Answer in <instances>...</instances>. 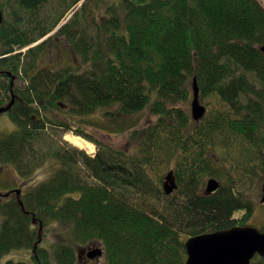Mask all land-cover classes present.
<instances>
[{"label":"trees","instance_id":"16d2710c","mask_svg":"<svg viewBox=\"0 0 264 264\" xmlns=\"http://www.w3.org/2000/svg\"><path fill=\"white\" fill-rule=\"evenodd\" d=\"M49 1L0 0L9 11L0 27V107L15 96L7 114L16 125L12 132L0 130V165L14 166L28 180L45 158L59 164L37 186L17 189L24 208L17 195L3 200L0 264H31L9 257L30 250L35 264H77L75 246L97 243L107 264H186L191 237L248 225L253 206L241 190L245 175L240 181L227 175L207 195L204 179L223 176L205 153L209 145L218 147L222 135L264 157L260 2L85 0L57 33L80 65L53 70L38 66L45 43L21 50L47 36L82 0H72L55 20L40 16ZM195 79L201 99L217 97L228 111L191 133L192 118L181 105L192 99ZM16 80L22 84L15 88ZM146 110L158 120L140 131L132 117ZM49 111L79 119L102 112L114 126L106 122L101 128L125 127L131 149H115L78 128L76 135L96 145L95 155L64 146L40 154L36 145L47 124L72 131L42 115ZM161 153L177 161L169 172L179 189L176 197L151 176ZM261 169L264 175V161ZM38 224L60 227L61 240L38 247ZM251 264H264V258L256 256Z\"/></svg>","mask_w":264,"mask_h":264},{"label":"rangeland","instance_id":"374dc122","mask_svg":"<svg viewBox=\"0 0 264 264\" xmlns=\"http://www.w3.org/2000/svg\"><path fill=\"white\" fill-rule=\"evenodd\" d=\"M72 0H50L46 5H44L40 11V16L42 18L51 16L53 20L56 19L58 12L65 10L67 5L70 4ZM85 0H82L76 6H73L71 9L67 10L66 17L58 24L47 36L42 38L41 40L31 44L29 47L22 49L21 51L25 53L28 49L39 46L43 43L46 45L43 48V54L40 55V59L38 62L39 68H49L53 70H58L61 68H65L66 66H78L79 58L73 52L70 45L67 43L65 37L58 36V32L60 30L61 24L69 22L72 19L74 13L78 12L81 8L82 4ZM260 4L264 8V0H258ZM8 10V9H7ZM5 10L4 12L9 13V11ZM102 12H99V16H101ZM89 21H92V16H88ZM98 20L100 18L98 17ZM88 68L87 65L82 66V70ZM22 84V81L16 80L14 82L13 87H18ZM191 99L189 102L182 104L183 107L191 117ZM200 102L207 107V113L205 117L199 122L194 121L190 124L189 131L191 133L196 130L201 131V127L204 128L207 121L215 118L217 113H221L224 111L226 113L228 111V107L224 105L217 97H208L206 99H201ZM44 117L49 118L53 122L57 123H67L72 127V131L64 132V127H57V129L52 128V125L47 124L46 132L44 134V140H41L39 144L36 145L37 152L40 154L47 153L49 149L66 147L68 149H73L74 146L67 139V135H76V131L78 128H81L85 133L90 135L91 137L107 143L111 145L115 149H131L130 144V132L124 127L123 131H119L118 129L113 128L105 130V128H101L100 123L104 124L108 122L112 126H114L113 121H108L104 118L102 112H98L96 114L90 115L83 119H79L77 117L67 116L66 114L59 113L56 111H49L47 115L42 114ZM192 118V117H191ZM140 119V120H139ZM158 120V117L152 115L149 110H146L143 114L132 117V122L138 123V129L143 131L145 128H149L153 126ZM195 129H192V127ZM16 129V125L10 119L7 113L0 114V130L4 132H12ZM166 136L165 132L161 133L160 141L163 142V137ZM82 137V136H80ZM85 139V138H84ZM218 147L212 148L207 146L205 157L209 159V162L212 166L218 170V173L222 175V178H214L219 181L220 185L223 184L225 179H227V175L231 176L234 180L240 181L242 179L241 173L245 175V186L244 189H241L243 192L245 191L246 199L253 206V214L248 222V224L255 226L257 228H264V205L262 204V186L264 182V175H262V165L264 161V157L261 158V155L257 154L256 150L253 148H246L244 143H242L237 138H230L226 140L222 135L218 136L216 139ZM194 144V143H192ZM95 151L97 153V147L94 144ZM232 151L231 153L228 152ZM80 149V148H79ZM162 149L164 146L162 144ZM86 151L87 153H91L86 149H81ZM178 150V149H177ZM181 149L179 151H173L172 153L180 154ZM228 152V154H226ZM162 154V153H161ZM177 161L174 157H168L167 155L162 154L159 160L155 162L154 168L150 170L151 176L153 179L159 180L160 187L162 191H164V181L167 180V175L170 171H173L176 168ZM58 163L55 160H51V157L45 158L44 162L41 166L36 170L33 177L30 179H22L18 173V170L12 165H0V191L3 194L10 193L13 194L11 198H16V190L23 189L26 191L28 187H35L41 182L45 181L50 175L54 172V166L57 168ZM212 179V177L207 176L204 179L206 190L208 181ZM93 182V181H92ZM179 189H176L170 197H176L179 193ZM6 200V198H4ZM4 200V201H5ZM240 215H243L241 212ZM2 220V219H0ZM1 224V223H0ZM37 228L40 229V225H37ZM62 229L57 225H51L47 228L43 226L40 229V237H39V246L48 248L52 243L60 241L62 237ZM103 246L100 243L80 246L76 245L75 250L78 255L77 264H107L105 254L100 259H89L87 257V252H89L93 248H99ZM84 252V253H82ZM34 252L30 251H17L13 253L10 258L14 257V260L17 261H28L31 264H35L33 260ZM6 259L1 264H5Z\"/></svg>","mask_w":264,"mask_h":264},{"label":"water","instance_id":"95a60500","mask_svg":"<svg viewBox=\"0 0 264 264\" xmlns=\"http://www.w3.org/2000/svg\"><path fill=\"white\" fill-rule=\"evenodd\" d=\"M4 22V12L0 8V27ZM61 28V27H60ZM264 54V46L261 47ZM193 100L191 105L192 118L199 122L205 117L207 107L200 102V93L196 79L193 83ZM15 103V96L5 107H0V114L7 113ZM167 180L171 185H165V192L171 194L177 185L170 173ZM220 188V183L216 179H210L207 184L206 193L208 195L216 192ZM262 203L264 204V183H263ZM14 192V191H11ZM10 193L3 194L0 191V215L4 198H8ZM20 190H16V195L20 197ZM20 205L24 208L22 200ZM43 225H41V228ZM36 248V247H35ZM187 262L186 264H251L252 260L259 255L264 258V228L260 230L254 226H236L231 229L205 233L191 237L186 242ZM104 254L103 249L93 248L87 252L89 259H98Z\"/></svg>","mask_w":264,"mask_h":264},{"label":"bare ground","instance_id":"6f19581e","mask_svg":"<svg viewBox=\"0 0 264 264\" xmlns=\"http://www.w3.org/2000/svg\"><path fill=\"white\" fill-rule=\"evenodd\" d=\"M68 141H70L74 146L80 148V149H86L93 153L95 151V146L92 142L84 139L83 137L80 136H75V135H67Z\"/></svg>","mask_w":264,"mask_h":264},{"label":"flooded vegetation","instance_id":"af4514ba","mask_svg":"<svg viewBox=\"0 0 264 264\" xmlns=\"http://www.w3.org/2000/svg\"><path fill=\"white\" fill-rule=\"evenodd\" d=\"M82 253H84V252H82Z\"/></svg>","mask_w":264,"mask_h":264}]
</instances>
